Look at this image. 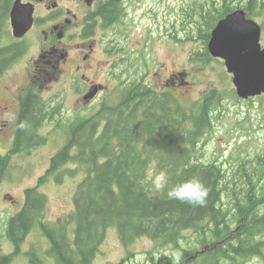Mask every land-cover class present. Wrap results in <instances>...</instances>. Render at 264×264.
<instances>
[{"label":"trees","instance_id":"trees-1","mask_svg":"<svg viewBox=\"0 0 264 264\" xmlns=\"http://www.w3.org/2000/svg\"><path fill=\"white\" fill-rule=\"evenodd\" d=\"M115 1L109 0L101 8L107 23L112 22ZM258 1L244 0L251 11ZM12 4L13 0H0V70L20 52L16 44L3 45L11 35ZM228 9L227 3L216 0H191L186 16L191 23L195 22L192 30L195 28L206 42L211 17ZM28 91V96H21L19 120L27 119L31 127L24 132L17 130L11 153L28 152L36 145L39 123L48 115L33 90ZM136 91L135 97L142 94L139 89ZM144 95L147 102L143 121H139V113L136 115L135 106L139 109L140 101L134 106L130 119L121 121L123 118L119 117L116 123V118L112 119L104 136L86 137V126L74 127L69 143L54 156L47 174L40 178L39 183L45 182L60 164L69 161L90 168L76 197V211L70 218L73 238L66 231L44 225L51 240L50 256L56 264H93L107 227L115 225L126 247L143 236L151 239L154 244L147 255L155 259L156 264H221L224 261L244 264L256 256L264 261V212L261 211L264 207V155L237 161L232 165L233 172L231 168L226 169L225 162L222 165L218 160H194V143L210 126L209 101L212 99L199 107V114L193 111L192 116L186 118L180 115V105L170 94L165 97H158L154 92L151 97L148 93ZM188 120L190 128H186ZM95 126L91 127L92 134ZM180 134L181 141H178ZM109 135L115 139V146ZM155 135L161 140L153 145ZM74 145H78L75 153L72 152ZM9 161L10 155L0 153V172L6 170ZM153 163L159 171L167 172L170 186L199 176L208 188L206 204L191 206L169 200L165 193H155L148 180ZM46 203V196L37 188L26 190L23 209L8 225V236L17 247L33 226L42 224ZM189 230L195 234L186 239L183 233ZM212 240H216L214 245L207 248L206 243ZM197 245H204L201 252H197ZM164 247H169L173 255L161 253ZM12 256L3 254L0 248V264L11 263ZM30 256L31 263L42 264L37 257L32 258V252Z\"/></svg>","mask_w":264,"mask_h":264},{"label":"rangeland","instance_id":"rangeland-1","mask_svg":"<svg viewBox=\"0 0 264 264\" xmlns=\"http://www.w3.org/2000/svg\"><path fill=\"white\" fill-rule=\"evenodd\" d=\"M35 1L38 2L37 13L47 11L57 2L62 5V0ZM63 2L75 10L71 0ZM85 6L87 7L86 3L79 7L83 9ZM121 6H124L123 16L109 27H101L94 33L96 54L105 61L103 72L110 66L117 71L116 79L108 77L106 80L105 73L98 77L110 85L106 94H111L118 84L122 86L128 80L143 78L157 91H173L181 108H189L202 100L206 93L215 91V97L211 101L210 126L197 139L194 160H218L222 165L225 162L226 169L231 168L233 172L235 167L232 165L237 164V161L243 158L254 160L257 154L264 155V94L253 100H241L223 62L211 59L205 65L192 61L190 53L197 50L202 52V44L198 40L181 43L173 39L176 32L179 37L186 38L183 26L191 23L186 16L190 11L191 0H124ZM257 20L264 24V16L257 17ZM263 37L264 33L262 40ZM83 42L92 43L90 40L75 39L71 44L77 46ZM109 45H114L112 50H108ZM31 47L33 49L18 63H13L0 73V113H15L19 108L16 92L31 86L45 98L63 94V116H77L75 108L79 109L80 105L76 103L77 94L64 76L67 66H63L56 53L39 56L36 48L51 47L49 43L33 44ZM37 62L40 64L39 69L43 70L42 74L38 72ZM182 71L186 72L184 76L180 75ZM9 122L0 121L2 153L8 151L15 138V121ZM61 123L64 124V120ZM40 131L44 135L49 131L50 138L47 137V142L37 147L45 139L35 137L37 145L30 153H16L6 170L0 172V248L3 254L13 255L9 264H34L31 263L30 252L32 258L37 257L42 264H56L50 256L49 240L40 227L33 228L18 247L10 241L7 228L11 217L24 204L25 190L37 184L38 177L46 172L52 155L66 141L63 128H57L55 121L46 122ZM71 166L76 168L77 165ZM154 167L155 163L151 166V173ZM83 176L84 171L78 169L75 174L67 175L62 181L63 176L59 173L40 187V191L47 197L44 220L68 234L72 227L65 220L74 208V195ZM194 234L192 230L183 233L186 239L192 238ZM213 241L216 240L206 243V247H212L215 243ZM153 244L152 240L143 236L131 244L130 247L136 253L129 255L119 239L117 229L109 227L94 264H119L125 256L132 257L131 260L135 262L131 264H150L147 250ZM204 245H197V252H201ZM163 252L173 255L169 247H164ZM221 264L232 263L224 261ZM244 264H264V261L256 256Z\"/></svg>","mask_w":264,"mask_h":264},{"label":"water","instance_id":"water-1","mask_svg":"<svg viewBox=\"0 0 264 264\" xmlns=\"http://www.w3.org/2000/svg\"><path fill=\"white\" fill-rule=\"evenodd\" d=\"M25 6L21 0H17L12 11L16 35L25 33L30 25L32 9H27ZM22 14H25L23 19L21 18ZM241 17L242 15L239 14L238 18ZM28 22V26L22 30V26ZM247 23L252 26L234 22L233 31L227 37V40L230 41L229 51L222 53L217 52L218 48H214V53L216 49L217 54H223V57L227 59L229 71L235 75L234 82L238 87V92L246 98L264 91V49L261 48L259 42L260 28L250 21Z\"/></svg>","mask_w":264,"mask_h":264},{"label":"clouds","instance_id":"clouds-1","mask_svg":"<svg viewBox=\"0 0 264 264\" xmlns=\"http://www.w3.org/2000/svg\"><path fill=\"white\" fill-rule=\"evenodd\" d=\"M17 116L14 112L5 111L0 113V121H16ZM18 131H28L31 127L27 119L19 120L17 123ZM148 180L155 193H165L167 199L187 203L191 206H204L207 202L208 188L199 176H191L179 183L170 186L169 177L165 170L157 173H149ZM264 212V207L261 208Z\"/></svg>","mask_w":264,"mask_h":264},{"label":"flooded vegetation","instance_id":"flooded-vegetation-1","mask_svg":"<svg viewBox=\"0 0 264 264\" xmlns=\"http://www.w3.org/2000/svg\"><path fill=\"white\" fill-rule=\"evenodd\" d=\"M70 9L67 8V13H70ZM100 16H103V11L101 9V11L99 12ZM72 16H74L75 18L78 17V13L77 12H73ZM87 17V16H85ZM54 27L59 29V33L58 35L55 33V30H52L53 33V39L52 36L50 35V32H46V36L49 37L51 39L50 41V46L51 47H47L46 49H44L43 54L41 56L44 55H51L53 53H56L58 55V57L61 59V61L66 62L68 60L69 57V53L65 52L62 50L61 45L58 44L57 40L55 39V36H59L60 40H63L62 38L65 36V34L70 31V29L72 27H78L80 29H85L86 24L84 22V20L81 21H75L74 19L70 18L67 14L62 16L59 15L58 18L53 22ZM89 56V54H87L85 56V59ZM38 64V72L40 74L43 73L42 69H39L40 64L37 62ZM85 76V75H84Z\"/></svg>","mask_w":264,"mask_h":264}]
</instances>
